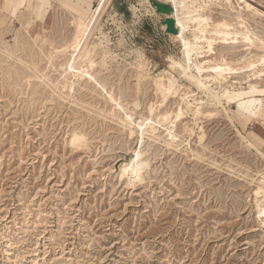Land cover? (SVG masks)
I'll return each mask as SVG.
<instances>
[{
  "label": "rangeland",
  "instance_id": "374dc122",
  "mask_svg": "<svg viewBox=\"0 0 264 264\" xmlns=\"http://www.w3.org/2000/svg\"><path fill=\"white\" fill-rule=\"evenodd\" d=\"M213 1L212 21L240 13L264 40V0H230L229 7ZM6 7L0 5V264H264V219L251 179L264 160L235 132L264 153V99L242 123L236 106L227 107L234 127L199 93L197 121L180 109L181 93L195 90L185 81L179 98L160 105L153 78L175 75L169 59L183 56L151 0H110L106 7L101 23L118 57H94L92 72L104 89L62 77L56 66L67 56L50 66L15 23L59 46L71 34V13L59 8L25 23L28 17ZM245 44L227 39L203 59L239 72L234 84L246 86L251 73L264 80V42ZM107 92L133 123L154 105L155 134L141 138L124 127V112L114 111ZM74 133L82 145L71 144ZM136 154L138 177L122 175L120 166Z\"/></svg>",
  "mask_w": 264,
  "mask_h": 264
},
{
  "label": "bare ground",
  "instance_id": "6f19581e",
  "mask_svg": "<svg viewBox=\"0 0 264 264\" xmlns=\"http://www.w3.org/2000/svg\"><path fill=\"white\" fill-rule=\"evenodd\" d=\"M34 1L38 3L33 4L31 13L35 16H40L42 11L38 8V5L44 7L43 1L46 0H31V3ZM155 1L170 4L173 7L172 18L175 20V26L178 33L171 37L179 44L180 52L183 56L180 63L176 62L173 57H170L169 59L175 75L168 71H163L161 75L157 74L154 76V90L161 99V103L159 104L162 105L171 97L179 98L180 93L184 88V85L181 84V82L185 81L187 84L194 87L195 90L181 93L183 98L180 109H183L186 114L193 115L195 121H197V117L202 114V107L198 100L197 93L205 97L208 105L219 109L220 111L218 113L223 112L225 118L233 127L234 125L227 112V107L235 105L237 108L236 112L239 116H245V114L253 115L254 110L258 109V105L262 108L260 102L264 99V80H261L260 76L251 73L247 76V81L245 83L246 86H242V84L237 85L234 84L231 75H237L239 72H233L226 62L219 61L216 64H209L203 59V56L214 51V45L216 43L220 42L225 44L227 39L241 38L246 42V46H256L255 43L264 42V40H261L257 32H254L248 27L246 20L243 19L240 13L234 14L231 17L230 22L226 20L214 22L208 14V12L211 11V6L215 4L213 0ZM224 1H226L227 6L229 7L231 4L230 0ZM3 2L9 5L16 2L15 8L20 9L25 6L27 0H16L13 3L8 0H3ZM109 2L110 0H99L98 6L92 10V12L88 10V12L91 13L90 16L86 12L70 14V24L72 28L71 34L68 38L66 35L67 39L63 38L62 41H58V44H60L59 46H56V44L53 45L54 43L51 38H46L41 32L34 33V35L31 36L28 32L29 30L25 29L27 27L26 24L22 27L19 22L15 23L25 30L24 32L28 35L27 38H30L32 41L31 44L38 47L36 49L39 50L42 57L44 55L45 60H47V63L50 66L53 67L55 65L54 61L60 57L67 56L64 58L63 62L61 61V63H58L56 66L60 69L62 77L75 83L94 82L97 85H100L92 72L96 65L94 57L99 53H102L104 61L109 60L110 62L118 57V55L112 52L109 48V36L103 31L101 23L102 16L106 13L105 10ZM61 4L64 6L63 3ZM55 9L58 10L57 7H54L52 10L54 11ZM0 14L1 17L2 13L0 12ZM11 14L13 16L16 15L15 9L14 11L12 10ZM204 15H206V19L203 18ZM110 18L111 21L114 20L112 16H110ZM9 20H12V18ZM5 24L6 19L1 20L0 18V25L4 28ZM96 33H98L99 36L91 43L90 40ZM187 33H189V35H187ZM15 41L18 42V37L15 38ZM38 43H40V45H38ZM44 45H47L48 47L46 50L43 47ZM117 46L122 47L123 42L119 41ZM135 54L136 60L139 63H142L143 55L141 51L137 50L135 51ZM8 55L11 56L12 53H9ZM35 70H37V67H35ZM40 75L41 77H44V75ZM145 75L150 76L149 72ZM101 87L104 89L103 86ZM107 95L112 102H115L116 108L114 111L124 112V117L120 119V122L124 127L129 128L132 126V130L137 132V134L139 133L141 138L146 133H149L150 135L155 134L156 128L152 122V116L155 112L154 105H150L148 108V114L150 117L140 118L137 123L136 121L133 123L132 116L127 112L125 113V108H123L119 102L115 101L111 93L107 92ZM235 132L241 142L244 143L248 149H251L252 151L254 150L256 154L264 160V153L260 151L255 144L237 129H235ZM83 140L84 137L81 134L74 133L71 138V144L76 146L82 145ZM141 167L142 164L139 161V154H136L135 158L130 159L128 163L120 166V172L122 175H129L131 173L132 176L138 177ZM255 176L256 178H251L252 181L255 179L256 184V189L253 192V202L255 203L258 217L263 220L264 171H258Z\"/></svg>",
  "mask_w": 264,
  "mask_h": 264
},
{
  "label": "crops",
  "instance_id": "0c3cea01",
  "mask_svg": "<svg viewBox=\"0 0 264 264\" xmlns=\"http://www.w3.org/2000/svg\"><path fill=\"white\" fill-rule=\"evenodd\" d=\"M8 1L13 3L16 0H8ZM91 1L92 0H46V1H43L44 7H41L40 5H38V8L42 11L40 16H35L34 14L31 13V8L33 7V4L38 3L36 1L31 3V0H27V3L25 4V6L23 8H20V9L15 8L16 2L9 5V4H5L3 2V0H1L0 3L7 6L6 8H7L8 13L9 12L12 13V10L14 11V9H15L16 16L18 18H21L22 20H25L29 15L35 16L34 18H36L38 20L40 17H43L46 13L50 12V10H52L54 7H57L58 9L59 8L63 9L64 11H67L71 14L72 13H79V12H86L88 14V10L91 7ZM61 3H63L64 6ZM28 20H29V17L25 20V23H28L29 22ZM259 108H260V106H259ZM261 110H262V108H260L259 111H261ZM235 116H236V119L238 121H240V123H242L244 120H247L249 117H253L255 115L254 114L253 115L245 114V116H242V118H240V119H238L237 115H235ZM261 116H262V114H261Z\"/></svg>",
  "mask_w": 264,
  "mask_h": 264
},
{
  "label": "water",
  "instance_id": "95a60500",
  "mask_svg": "<svg viewBox=\"0 0 264 264\" xmlns=\"http://www.w3.org/2000/svg\"><path fill=\"white\" fill-rule=\"evenodd\" d=\"M151 4L157 14L166 16L161 22V26L164 27L163 31L167 34L176 35L178 30L175 26V20L172 18L173 7L170 4L151 0Z\"/></svg>",
  "mask_w": 264,
  "mask_h": 264
}]
</instances>
